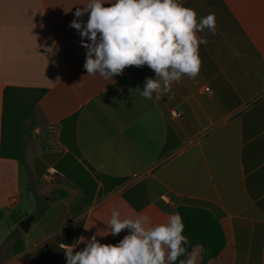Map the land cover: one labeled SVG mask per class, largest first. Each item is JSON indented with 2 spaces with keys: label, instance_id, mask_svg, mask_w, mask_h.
Masks as SVG:
<instances>
[{
  "label": "crops",
  "instance_id": "1",
  "mask_svg": "<svg viewBox=\"0 0 264 264\" xmlns=\"http://www.w3.org/2000/svg\"><path fill=\"white\" fill-rule=\"evenodd\" d=\"M86 3L0 0V144L4 87L47 89L28 140V171L0 154V264H66L61 245L77 244L76 251L84 247L79 237L110 230L113 208L122 218L143 213L161 223L177 213L157 204L171 193L223 210L226 243L207 264H264V0H182L197 20L213 13L215 33H196L207 40L199 73L159 99L140 95L155 75L147 65L126 66L110 80L87 75L86 50L69 26ZM38 156L47 164L39 179ZM49 168L56 170L46 178L49 206L27 232L9 237L17 224L10 214L34 212L28 184L45 180ZM54 189L67 195L50 201ZM125 234L97 239L115 244ZM17 237L24 247L12 253ZM189 256L202 264L199 245Z\"/></svg>",
  "mask_w": 264,
  "mask_h": 264
},
{
  "label": "clouds",
  "instance_id": "2",
  "mask_svg": "<svg viewBox=\"0 0 264 264\" xmlns=\"http://www.w3.org/2000/svg\"><path fill=\"white\" fill-rule=\"evenodd\" d=\"M87 13V19H76ZM70 27L78 31L85 48L83 67L87 75L110 80L126 66L147 65L155 73L146 77L140 95L151 99L168 93L182 76L195 78L200 69L199 45L206 44L196 33L207 28L215 33V15L197 20L194 9L182 0H87L77 7ZM86 38V39H85ZM107 229L91 237H79L84 247L63 243L66 264H176L188 252V240L179 213H171L161 223L146 214L123 217L113 208ZM85 228V227H84ZM87 229V228H86ZM127 230L117 243H101L97 235L113 236ZM179 264H195V257Z\"/></svg>",
  "mask_w": 264,
  "mask_h": 264
},
{
  "label": "trees",
  "instance_id": "3",
  "mask_svg": "<svg viewBox=\"0 0 264 264\" xmlns=\"http://www.w3.org/2000/svg\"><path fill=\"white\" fill-rule=\"evenodd\" d=\"M46 92V88L38 87L17 85H7L4 87L0 144V154L2 157L15 158L25 163L28 140L40 123L38 118L39 101ZM34 161L37 178H39L43 171L42 169H45L47 164L40 156L36 157ZM28 189L36 200V209L33 212L35 214L33 222H35L42 216L49 206V202L44 200L37 192L34 182H29ZM52 194L53 196L50 201L65 197L67 191L54 189ZM157 204L163 210L176 211L181 215L184 223L183 234L187 237L188 245L200 246L202 264H207L224 248L226 237L221 225V217L224 212L213 202L171 193L170 202L158 200ZM27 215L29 214H20V211L15 209L10 214V218L13 223H18ZM3 216L4 211L0 209V219ZM20 231L21 229L15 224L8 236L14 237ZM23 247V239L17 237L14 239L10 250L12 253H17ZM186 254L179 257L176 264H179Z\"/></svg>",
  "mask_w": 264,
  "mask_h": 264
},
{
  "label": "rangeland",
  "instance_id": "4",
  "mask_svg": "<svg viewBox=\"0 0 264 264\" xmlns=\"http://www.w3.org/2000/svg\"><path fill=\"white\" fill-rule=\"evenodd\" d=\"M34 133H36L37 134V131H36V129L34 130ZM30 157V156H29ZM24 164V168H25V170H27L28 171V168H27V165L25 164V163H23ZM37 179H39V178H37ZM52 182V180H47L46 178H45V180H36L35 178H32V182H34L35 183V187H37L38 186V190H40V195L43 197V199L44 200H46L45 199V197H46V195H49V194H51L50 192H51V186H52V184H51V182ZM28 191H30L29 189H28ZM31 192V191H30ZM31 194H32V192H31ZM32 196H33V194H32ZM35 199V198H34ZM49 199V198H48Z\"/></svg>",
  "mask_w": 264,
  "mask_h": 264
},
{
  "label": "water",
  "instance_id": "5",
  "mask_svg": "<svg viewBox=\"0 0 264 264\" xmlns=\"http://www.w3.org/2000/svg\"><path fill=\"white\" fill-rule=\"evenodd\" d=\"M34 217H35L34 213L27 215L26 217H24L17 223L18 227L22 231L27 232L30 229L31 224L33 223ZM187 247H188V250H190L192 248V245L190 244Z\"/></svg>",
  "mask_w": 264,
  "mask_h": 264
},
{
  "label": "built area",
  "instance_id": "6",
  "mask_svg": "<svg viewBox=\"0 0 264 264\" xmlns=\"http://www.w3.org/2000/svg\"><path fill=\"white\" fill-rule=\"evenodd\" d=\"M54 173H56V170L53 168H49V170L47 171L46 174H44V178H50L49 175H53Z\"/></svg>",
  "mask_w": 264,
  "mask_h": 264
}]
</instances>
